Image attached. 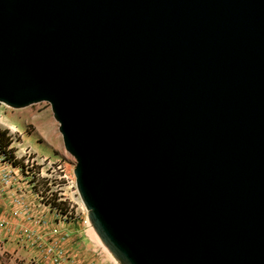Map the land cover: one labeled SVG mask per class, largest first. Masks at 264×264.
Returning <instances> with one entry per match:
<instances>
[{"label": "water", "instance_id": "water-1", "mask_svg": "<svg viewBox=\"0 0 264 264\" xmlns=\"http://www.w3.org/2000/svg\"><path fill=\"white\" fill-rule=\"evenodd\" d=\"M43 102L120 264H264V0H0V103Z\"/></svg>", "mask_w": 264, "mask_h": 264}, {"label": "crops", "instance_id": "crops-1", "mask_svg": "<svg viewBox=\"0 0 264 264\" xmlns=\"http://www.w3.org/2000/svg\"><path fill=\"white\" fill-rule=\"evenodd\" d=\"M3 172L13 173L3 186ZM0 264H119L75 223L57 220L26 178L0 155ZM87 226V225H86Z\"/></svg>", "mask_w": 264, "mask_h": 264}, {"label": "rangeland", "instance_id": "rangeland-1", "mask_svg": "<svg viewBox=\"0 0 264 264\" xmlns=\"http://www.w3.org/2000/svg\"><path fill=\"white\" fill-rule=\"evenodd\" d=\"M59 127L47 102L22 109L0 103V129L7 131L12 140L11 148L19 165L11 166L15 167L18 176L26 178L36 195L63 202L66 212L71 213L70 222L86 231L88 247L99 246L120 264L92 227L89 212L77 188L76 160L67 152ZM59 165H63L64 172L57 168Z\"/></svg>", "mask_w": 264, "mask_h": 264}, {"label": "trees", "instance_id": "trees-1", "mask_svg": "<svg viewBox=\"0 0 264 264\" xmlns=\"http://www.w3.org/2000/svg\"><path fill=\"white\" fill-rule=\"evenodd\" d=\"M7 131L0 129V155L3 157V161L18 166L19 163L15 159L14 151L11 148L12 140L8 137ZM53 208L66 212L65 204L63 202H57V199L51 201Z\"/></svg>", "mask_w": 264, "mask_h": 264}, {"label": "built area", "instance_id": "built-area-1", "mask_svg": "<svg viewBox=\"0 0 264 264\" xmlns=\"http://www.w3.org/2000/svg\"><path fill=\"white\" fill-rule=\"evenodd\" d=\"M50 166H52V164H50ZM57 168L59 170H61L62 172H64L63 165H59ZM12 177H13V173L3 172L2 179H1V182H2L3 186L8 185L9 182L11 181ZM38 197H39L40 201L45 206L49 207L52 211H54L57 219H59V220H61L63 222H66V223H69L70 222V219H71V217H70L71 213L70 212L63 213L61 210H58L56 208H53V205H52V202H51L52 200H49V198L48 199H45V197L44 196H41V195H38ZM0 226H1V224H0ZM0 238H1V234H0Z\"/></svg>", "mask_w": 264, "mask_h": 264}, {"label": "bare ground", "instance_id": "bare-ground-1", "mask_svg": "<svg viewBox=\"0 0 264 264\" xmlns=\"http://www.w3.org/2000/svg\"><path fill=\"white\" fill-rule=\"evenodd\" d=\"M94 232V231H93ZM94 234H95V232H94ZM98 237V236H97ZM99 239V238H98Z\"/></svg>", "mask_w": 264, "mask_h": 264}]
</instances>
